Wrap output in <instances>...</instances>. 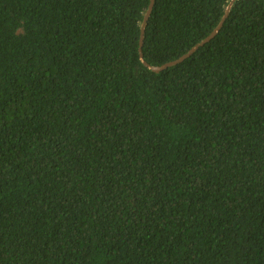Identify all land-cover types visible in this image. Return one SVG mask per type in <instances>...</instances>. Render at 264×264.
Instances as JSON below:
<instances>
[{
    "label": "trees",
    "instance_id": "trees-1",
    "mask_svg": "<svg viewBox=\"0 0 264 264\" xmlns=\"http://www.w3.org/2000/svg\"><path fill=\"white\" fill-rule=\"evenodd\" d=\"M0 0V264H264V0Z\"/></svg>",
    "mask_w": 264,
    "mask_h": 264
},
{
    "label": "water",
    "instance_id": "water-1",
    "mask_svg": "<svg viewBox=\"0 0 264 264\" xmlns=\"http://www.w3.org/2000/svg\"><path fill=\"white\" fill-rule=\"evenodd\" d=\"M235 0H232L231 3L228 5L227 9H226V13L225 15L222 17L220 23L218 24V26L210 33V35H208L205 39H203L201 42L197 43L196 45H194L186 54L182 55L181 57H179L178 59H175V60H172V61H169V62H166L162 65H151L149 64L147 61L143 60L144 61V64L146 66H148L150 69H152L153 71L155 72H160L166 68H168L169 66H172V65H175L181 61H183L185 58L189 57L192 53H194L200 46L204 45L205 43H207L208 41H210L212 38H214L216 36V34L219 32L220 28L222 27V25L224 24L229 12H230V9H231V6L233 4ZM154 2L155 0H151V3L149 5V8L146 12V15H145V18H144V21L142 23V33H141V38H140V54H141V58L143 59L144 55H143V51H142V46L144 44V39H145V29H146V26H147V20L152 12V9H153V6H154Z\"/></svg>",
    "mask_w": 264,
    "mask_h": 264
}]
</instances>
